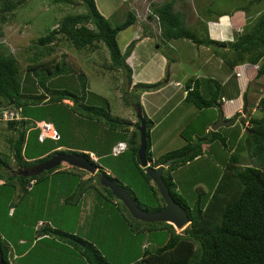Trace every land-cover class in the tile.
I'll return each mask as SVG.
<instances>
[{
  "label": "trees",
  "instance_id": "16d2710c",
  "mask_svg": "<svg viewBox=\"0 0 264 264\" xmlns=\"http://www.w3.org/2000/svg\"><path fill=\"white\" fill-rule=\"evenodd\" d=\"M172 1L174 0L163 1L154 7L152 5L157 17V35L162 42H165L164 39H173L180 36L188 37L195 42L203 41L205 44L217 41L209 37L206 25L203 24L201 26V21H198L197 23L199 24L196 25L201 31L196 28L187 29L184 25L182 28L175 29L174 24H177L178 19L183 17L178 12L172 10ZM258 1L260 0H246L243 3L240 0L235 7L243 12L246 21L244 20L240 31L234 33L231 39L227 41L218 40L219 42H224L228 48L230 55L223 57V59H226L230 68L236 62L259 63L255 72L252 73V78H255L254 82H257L256 88L262 86L264 83V80H256L260 76L261 78L262 76L264 77V60L261 59L264 54V8L256 17L252 18L254 21L249 25L248 22L250 20L248 18L250 16V4ZM80 2L83 7L82 11L64 14L60 19H57L58 24L56 27L47 28L44 33H40L30 40L29 47H35L36 52L32 53L33 57H29V60L33 62L27 68L35 78V83L42 88V92L40 93L27 92L25 94L22 91L21 85L23 84V80L16 57L0 41V101L2 100L5 102L4 104L18 108L21 115L20 118L0 119L4 120L7 126L15 127V136L7 137L6 141L9 145L13 162L17 165L15 169H4V167H8L7 155L6 153L5 156L0 155V180H2L0 182V194L6 195L5 204L7 203V205H4L6 212L9 207L13 206L12 211L10 213L7 212L11 216L16 215L18 207L15 204L24 196L26 198L27 195L33 196L38 202L37 206L33 205L31 207L35 213L29 219L30 225L23 229L24 234H28L29 236L26 235V238L22 236L24 239L19 236L16 241H12L13 251L10 249L11 245L0 233L1 259L6 264H12L9 261L10 257L14 258L16 264H37L40 256H43L44 253L43 249L42 253L38 250L36 251V247L39 245L38 242L43 243L44 239H49V236H53L59 239L61 243L72 245L76 252L82 256L84 264H113L102 249L98 248L92 241L69 231L67 228L52 225L41 216L42 211H46L45 205H42L45 198H47L48 204L50 202L58 204L59 208H63L65 214H67L65 209L75 205L79 199L82 200V196L90 191L93 193V199L92 205L88 210L92 214L95 211L99 212L102 205L106 203L114 205L115 215H118L122 220L127 218V216L130 217L141 230L146 229L151 231L159 228L165 229L167 232V237L164 241H160L159 244L154 246L143 243L141 254L123 264H264V94L257 92L258 96L256 95L257 103L255 106L260 111V115L249 116L247 119L249 125L241 124L242 126H240V128L244 127L247 132L244 137V145L247 149L246 157L248 161L241 162L243 156L240 155L239 148H243L244 145L243 147L238 146V142L235 141L236 150H229L226 159H223L222 171L212 191L204 201L197 197L191 206L186 203L184 194L180 190H177L176 184L173 181L172 171L181 164L201 154V142H212L217 139L225 147L227 145V136L216 128L204 130L207 123L201 124L198 135L194 128L195 126H193L195 119L188 120L180 131V134L182 133V136L186 138L185 134L187 135V133H185V129L187 126H191L190 134L197 136L196 142L191 144L189 141L152 158L149 139V128L151 127L152 120L147 117L138 100L133 102L135 110L140 112L145 123L144 154L146 160L150 161L152 166H155L168 157H174L168 165L162 168L161 176L169 193L174 200L185 208L190 220L180 231H175L169 222L143 221L132 217L121 200L116 198L110 189L99 181L100 175L104 174L116 182L119 187L127 191L136 204L141 207L135 194L138 189L134 190V188H138L137 181L139 176L143 179L147 188L150 189L153 201L155 202L152 207L146 209L154 210L163 205V200L154 183L139 164L136 154L139 133L136 128L131 131L128 140H126V148L116 154H111V147L116 141L123 140V138L115 137L116 139L113 141L109 140L105 145L102 144L103 154H111L121 160L122 166L121 168L118 167L122 176L120 179H124L126 182L117 180L118 177L111 175L110 172L100 166L97 163V159L94 161L89 158L87 152L91 150L87 147L76 146L63 149L59 147L61 143L57 142L51 146L46 144V146H43L44 149L35 155L29 154L25 156L29 159L24 158L23 154L30 136V129L35 131L33 138L40 145L44 144L46 139H52L46 137L39 140L37 138L38 128L35 126L34 121L41 120L42 118L36 116L39 112L34 111L35 108L49 102H59L67 105L61 101L63 98L72 100V105H68L67 108L63 105V107L58 109L55 108L54 111L68 113L66 115L74 118L77 125L83 123L84 125L87 124L86 126L89 128L91 127L89 120L94 119L95 121H100V123H103V125L113 131L126 130L124 121L109 114L106 108L107 104L94 105L84 103L86 78L83 77L82 72V74L76 73V75L78 74L79 82L78 93L64 87L62 89L53 88L48 85V79L56 76V73L63 72V65L59 66L58 62L47 64L38 62L40 57L52 51L53 45L51 42L59 40L61 38L59 37L60 34L66 38L68 43H72L74 47H77V49L86 45H94L97 41H101L107 50L109 58V63L107 61L104 63L107 64V67L109 64V66L111 65L115 68L127 69V79L125 82L126 86L130 84L133 72L124 61L128 55V49L124 52L120 51L116 41V33L118 30L133 23L135 14L131 10H127L125 17L121 21L111 24L107 17L98 10L94 0H80ZM20 3L21 0H0V36L2 34L1 25L7 18L16 13L14 10ZM231 12V10L228 12L226 10L217 11L216 16L230 14ZM148 19L153 18L148 14ZM142 29L143 32L144 29H147L146 24H142ZM147 32L148 34L150 33L149 30ZM129 47H131V44H129ZM166 56L168 55L166 54ZM61 62L63 63V61ZM202 78L200 80V77L187 76L183 83L185 92L183 99L200 109L211 106L220 107L224 103L220 100V97L225 95L221 89L223 85L210 77ZM137 82L144 84V87L148 89H156L160 86L159 80L154 82ZM200 82L204 84L205 93H202L199 88ZM138 83L135 82L134 85ZM132 88L135 89L134 86ZM46 93H48V96L43 100L42 96ZM121 97L124 101H127L125 95L122 94ZM242 97L245 101L244 93H242ZM235 114L238 118L239 113L236 112ZM83 118H85V122ZM242 120L244 119L240 117V123L244 122ZM234 121L235 119L228 123L227 126L231 125ZM28 122L29 124L31 123L29 126L26 125ZM138 123L139 120L137 118L134 121V127ZM60 139L61 134H58L54 140L59 141ZM57 152H78L83 154L95 165V170L92 172L95 175L93 181H90L91 176L83 178L79 171L69 170V167L58 168V165L40 171H23L26 166L28 167L32 163L44 160ZM99 155L101 154H97L96 157L98 158ZM77 169L81 171L85 170L78 167ZM56 176H58V190H55L54 186ZM66 176L69 178L64 179ZM15 185L19 188V192L17 193L19 199L10 200ZM25 200L27 202V199ZM108 211L107 209L105 212ZM24 218L25 215L23 214L22 219ZM142 224L144 226L139 227ZM128 225L131 226L130 223ZM28 227H30V230L27 229Z\"/></svg>",
  "mask_w": 264,
  "mask_h": 264
},
{
  "label": "rangeland",
  "instance_id": "374dc122",
  "mask_svg": "<svg viewBox=\"0 0 264 264\" xmlns=\"http://www.w3.org/2000/svg\"><path fill=\"white\" fill-rule=\"evenodd\" d=\"M94 1L98 10L107 17L111 24L121 21L125 17L127 10H131L135 14L134 22L118 30L116 33V41L120 51L124 52L128 49V55L125 57L124 61L134 73L130 84L126 86L125 82L127 79V69L115 68L114 66H109V64L107 67V64L104 63L105 61L109 63V58L107 50L101 41H97L94 45H86L77 49V47H74L72 43H68L66 38L62 37L63 35L60 34L59 37L61 38L59 40L57 39L51 42L53 45L52 51L40 57L38 62L42 64L58 62L59 66L63 65V72L56 73V76L48 79V85L53 88L62 89L64 87L78 93L79 82L78 74L76 75V73L82 72L83 74H81L86 78L84 103L94 105L107 104L106 108L109 114L124 121L126 130L113 131L112 129H108L103 123H100V121H95L94 119L89 120L91 126L89 128H87V124L84 125L80 123V125H77L74 118L66 115L68 113L54 111L55 108L58 109L63 107V105L66 108L68 105H72V100L63 98L61 101L65 102L67 105L59 102H49L41 107H36L34 110L39 112L36 116H40L42 118L41 120L48 121L52 124L57 134H61V139L59 141L46 139L45 143L40 145L33 138L35 136V131L30 129V136L23 154L24 158L29 159L25 156L29 154L35 155L43 150V146H46V144L51 146L57 142L61 143L59 147L63 149L76 146L87 147L91 150L93 155L97 156V154H101L98 158L96 157L97 163L100 166L110 172L111 175L118 177L117 180L126 182V180L120 179L122 178L119 169L122 166L121 160L111 154H103L102 144L105 145L109 140L113 141L116 139L115 137H119L123 138L122 141L125 142L126 148V140H128L131 131L136 128L134 127V121L137 120L136 110L133 104L134 101L138 100L140 102V98L143 97V100L145 99L144 106H148L150 111L152 110V102H154V100L150 99L152 97L156 98L157 93L148 91L152 89L144 87V84H139L137 81L141 82V78L143 79V77L151 78L150 76L158 74L159 79L157 80L160 81L159 84H164L162 91L167 93L174 91L173 97H167L169 100H167V98L163 101L160 100L161 108L156 112L153 118L159 120L157 130H163L162 127L166 124L167 126H173V129L181 128V131L184 126L183 120L179 121V118L182 116H191V112L184 110L182 104L177 101V98L182 92V88L177 89V86L174 85L173 82L178 80V83H183L187 76L191 75L200 76V80L203 79L202 77H210L223 84L221 89L222 92L226 94L225 96L231 95L236 101L238 100L237 94L242 91L245 95L246 103L241 106V110L238 111L239 117L236 118L231 125L227 126V124H221L216 128L227 136V145L225 147L217 139L212 142H201L200 140L202 153L189 163L187 161L176 167L172 173V176L176 180L177 187L180 192L184 194L185 201L188 205H193L197 197L204 201L207 195L212 191L222 171L223 159H226L228 151L236 150V142H238V146L241 147H243L245 143L244 137L247 132L244 127L240 128V126L245 124L249 125V122H245L249 116L260 115V111L255 105L257 103V92L261 93L263 89L261 86L256 88L257 82H254L255 78L251 76L252 73L255 72V69H257L259 63L257 62L254 65L249 62L234 63L238 66L236 69H238L242 75V80H235L238 76L233 74L232 67L230 68L226 59H223V57L230 55L228 48L225 46L224 42L218 41H227L231 39L234 33L240 31V27L244 20L246 21L243 12L235 7L240 0L172 1V10L178 12L183 17L178 19L177 24H174L175 29L182 28L184 25L187 29L196 28L199 30L198 27H196V25L199 24L197 22L201 21V26L205 24L207 27L208 19L211 20L208 22V28L212 27L211 24L217 26L218 31L214 30L215 32L213 33L206 28L208 29L207 34L209 37L219 38L216 39L217 41L215 43L210 44H205L203 41L195 42L184 36L164 39L165 42H162V40L158 38L157 17L156 13L153 11L152 5L153 7L158 6V4L167 0ZM242 2L244 3L246 0H242ZM249 7L250 16L248 19L250 22H248V25L253 23L254 19L252 18L256 17L264 8V0L252 3ZM82 10L83 7L80 0H63V2L62 0H21V3L14 10L16 13L11 15L10 18H7L1 25L2 34L0 36V41L16 57L24 84H22L21 87L25 94H27V92H42V88L35 83V78L30 74L27 68L28 65L33 62L29 60V57H33L32 53L36 50L35 47H29L30 40L36 35L44 33L47 28L56 27L58 24L57 19H60L64 14L77 13ZM221 10H226V12L231 10L232 12L230 14L227 13L216 16V12ZM148 14L151 15L153 19H148ZM214 19L216 20L213 21ZM142 24H146L147 26V29H144L145 33L143 32ZM220 29H223L222 34H220L222 31ZM148 30L150 31L149 34L147 32ZM129 44H131V47H129ZM166 54L168 56H166ZM261 59L264 60V54ZM147 60L151 63L156 62L153 69H148V66L146 67L145 64L141 66L143 62ZM61 61H63V63ZM158 67L161 70H158ZM166 76L167 79L163 81ZM256 80L262 81L264 77L262 76L261 78L260 76ZM135 82L138 83L140 87H135L136 89H133L132 87ZM201 84V91L204 92L203 82ZM122 94L126 96L127 101L123 100L121 97ZM47 96L48 93L43 95L42 99L45 100ZM242 98L243 97H241V99ZM148 99L150 100L149 102H147ZM4 103V101H0V109H11V111L15 109L19 112L18 108ZM40 105H42V103H40ZM187 105L191 107V111L196 112L199 109L191 102H189V104L187 103ZM242 108H244L245 111H242ZM204 113L207 115V113H209V108H203L201 114ZM203 116L193 123L198 135L200 133V125ZM17 117H21L20 112L17 114ZM240 117L244 119L242 120L244 121L243 123H240ZM83 121H86L85 118H83ZM30 124L28 122L26 125L29 126ZM14 129L15 127H9L4 120H0V155L5 156L6 153V159L8 160V167H4V169H15L17 167L15 162H13L11 151L6 141L7 137L15 136L16 131ZM157 130L154 131V134L156 140L158 139L163 148H176L189 141L193 144L197 139V136L190 134L191 126H187L185 129V133H187V135L184 133L186 138H184L182 133L180 134V131L177 129H175V136L169 139L162 135L161 131ZM238 131L239 133H237ZM239 153L243 156L241 162L244 163L248 161L245 145L243 148H239ZM66 167H69V170L79 171L83 178L91 176L92 178L90 181H93L95 177L92 172L90 173L87 170L81 171L77 169V166L72 167V165H69L67 162L62 161L58 164V168ZM26 168L30 169L28 167ZM67 176L64 177V179H68L69 177ZM54 180L55 190H58V176H56ZM1 181L2 180H0V182ZM137 185L138 188H134V190L136 191L138 189L135 194L141 208L146 209L152 207L155 203L153 201V195L150 189L147 188L143 179L139 176ZM18 190L19 188L15 185L10 200L19 199V196H17ZM25 199H27V202ZM92 199L93 193L90 191L86 192L82 196V200L79 199L75 205L65 209L67 212V214H65L63 208H59L58 204L52 202L48 204V200L45 198L42 205H45L44 208H46V211H42L41 216L52 225L67 228L69 231L75 232L83 238L92 241L98 248L102 249L113 264L126 263L141 254L143 243L154 246L159 244L160 241H164L167 237L165 229L156 228L151 231L146 229L141 230L130 217L127 216V218L122 220L118 215H115L114 205L104 203L99 212L95 211V214H92V212L88 210L92 205ZM5 200L6 195L0 194V233L8 241L9 245H11L10 249L13 251L12 241H16L19 236L20 238H26V235L29 236L28 234H24L23 229L30 225L29 219L35 213L31 207L33 205L37 206L38 202L33 196L27 195V198L24 196L15 204V206L18 207L16 215L11 216L7 214V212L10 213L13 206L9 207L6 212L4 209V205H7V203L5 204ZM107 209L109 211L105 212ZM23 214L25 215L24 219H22ZM128 223H130L131 226H129ZM141 226H144V224L139 227ZM172 227L175 231H180V229L175 228L173 225ZM29 228L30 227L27 229L30 230ZM49 237V239H44L43 243L38 242L39 245H37L36 251L38 250L42 253L43 249L44 253L43 256H40L37 264L85 263L82 256L76 252L72 245L69 243H61L59 239L53 236ZM9 261L12 264H16L13 257H10Z\"/></svg>",
  "mask_w": 264,
  "mask_h": 264
},
{
  "label": "water",
  "instance_id": "95a60500",
  "mask_svg": "<svg viewBox=\"0 0 264 264\" xmlns=\"http://www.w3.org/2000/svg\"><path fill=\"white\" fill-rule=\"evenodd\" d=\"M167 79V76L164 80ZM140 87L139 85H135ZM245 104V103H244ZM244 111V108L242 109ZM136 117L139 120L138 125L136 126L139 137L138 145L136 149L137 158L139 160L140 166L143 167V170L149 176L150 180L154 183L159 195L163 200V205L154 210H147L139 207L135 200L130 196V194L118 186L116 182L112 179L106 177L104 174H101L99 181L102 185L107 186L111 193L121 200L123 205L127 208L128 212L132 217L141 219L143 221H165L171 223L175 228L181 229L189 223V218L186 213L185 208L178 203L169 193L166 184L164 183L161 170L163 167L168 165V163L174 159V157H168L159 163L156 167H153L148 160L145 158V123L144 119L141 116L140 112L136 110ZM235 116L223 119L222 114L219 112L218 118L214 121L210 128L214 129L215 127L221 124H228ZM180 156V155H178ZM67 162L72 166H77L78 168L85 169L89 172L95 170V165L92 164L83 154L78 152H57L49 156L48 158L34 163V168L36 171L43 169H48L53 166H56L60 162ZM0 264H6L0 257Z\"/></svg>",
  "mask_w": 264,
  "mask_h": 264
},
{
  "label": "crops",
  "instance_id": "0c3cea01",
  "mask_svg": "<svg viewBox=\"0 0 264 264\" xmlns=\"http://www.w3.org/2000/svg\"><path fill=\"white\" fill-rule=\"evenodd\" d=\"M208 21V20H207ZM211 21V20H210ZM213 21H215V20H213ZM219 24H222V23H219ZM208 25V24H207ZM211 26L212 27H210V28H208L209 30H210V32L211 33H213V32H215V31H218V28H217V26L216 25H213V24H211ZM207 29V30H208ZM215 30V31H214ZM220 30H222L221 31V33L220 34H222V32H223V29H220ZM218 37V36H217ZM213 38H215V37H213ZM217 39H219V38H217ZM156 62H153V63H151L149 60H147L146 62L144 61L143 62V64L141 65V66H143L144 64H145V66L147 67L148 66V69H153L154 67H155V64ZM158 70H161L159 67H158ZM134 74V73H133ZM192 76V75H191ZM194 77H200V76H196V75H193ZM151 78H146V77H143V79L141 78V82H150V81H154V80H157V79H159L158 77V74H156L155 76H150ZM234 78V77H233ZM242 78V75L240 74L239 76H238V78L237 79H235V80H238V79H241ZM242 80V79H241ZM176 81H178V80H175L173 83H174V85H176L177 87V89H179V88H182V92L180 93V96L177 98V101L179 102V103H181L182 104V106H183V109L184 110H186V111H190L191 112V116H182V117H180L179 118V121L180 120H183V126L185 125V123L189 120H192V119H195V120H197V119H199V118H201L203 115V119H202V121H201V124H206L207 123V125L205 126V128H204V130H207V129H211L210 128V125L214 122V121H216L217 120V118H218V114H219V112L221 111L222 112V117H223V119H226V118H228V117H232L233 115L235 116L236 114V112H238L239 110H241V106L244 104V103H246V101H244V99L242 98L241 99V95H242V91H240V93L239 94H237L238 95V100L236 101V99H234L233 98V96H231V95H228V96H225L224 95V97H227V98H231L232 100H231V102H224V103H222L221 105H220V107H217V106H211V107H209V113H207V115H206V113H204V114H201V111H202V109H198L196 112L195 111H191V107H189V105H187V103L189 104V102L188 101H185L184 99H183V95L185 94V92H184V88H183V83H178V84H175V82ZM200 83H202V82H200ZM225 84V83H224ZM138 85V84H137ZM201 85L202 84H200V87H201ZM221 85H223V84H221ZM134 86V88L135 87H138V86H135V85H133ZM181 86V87H180ZM163 87H164V84L163 85H160L159 87H157L156 89H152V90H148V91H150V92H153V93H157L156 94V98H154V97H152L150 100H154V102H152V110L150 111V108L148 107V106H144V104H145V99L143 100V97L142 98H140V103H141V106H142V108H143V110H144V112H145V114L147 115V117H149L151 120H152V124H151V127L149 128V139H150V151H151V153H152V158H154V157H156L157 155H159L160 153H162V152H164V151H167V150H169L168 148H163L162 147V145H160V142L158 141V139L156 140V136H155V134H154V131H156L157 130V127H158V125H159V120H155L154 118H153V116L156 114V112L161 108V102H160V100L161 101H163L164 99H166L167 97L168 98H171V97H173L174 96V91L173 92H169V93H167V92H163L162 91V89H163ZM199 87V88H200ZM136 89V88H135ZM200 90H201V88H200ZM135 91V90H134ZM202 93H205V91L204 92H202ZM167 98V100H169ZM147 99V98H146ZM149 99H148V101L147 102H149L150 101ZM228 105H230V106H228ZM223 108V109H222ZM220 112V113H221ZM193 117V118H192ZM236 117V116H235ZM237 118V117H236ZM236 118H234V119H236ZM160 119V118H159ZM233 119V120H234ZM245 122H248L247 120H245ZM246 125V124H245ZM182 126V127H183ZM201 126V125H200ZM215 128H217V127H215ZM162 129L163 130H161V129H158L157 131H161V133H162V135H164V136H166V138L167 139H169V138H171V137H173V136H175V129H177L178 131H180V129L181 128H174L173 129V126H167L166 124L162 127ZM174 131V132H173ZM168 135H169V137H168ZM162 149V150H161ZM172 149V148H171ZM199 156V155H198ZM198 156H196V157H194L193 159H191V160H189L188 161V163L190 162V161H192V160H194L195 158H197ZM156 166V165H155ZM174 172V170L172 171V173ZM173 181L175 182V184H176V188H177V190H179V188L177 187V183H176V180L174 179V177H173Z\"/></svg>",
  "mask_w": 264,
  "mask_h": 264
},
{
  "label": "built area",
  "instance_id": "2783aa9c",
  "mask_svg": "<svg viewBox=\"0 0 264 264\" xmlns=\"http://www.w3.org/2000/svg\"><path fill=\"white\" fill-rule=\"evenodd\" d=\"M233 73L235 76L239 75V71L236 69V67L233 69ZM175 83H178L177 81ZM261 88L263 89V92H261V94H264V83L261 86ZM220 100L222 102H231V98H226L224 96L220 97ZM19 112H17L15 109L14 111H11V109L8 110H0V119H6V118H18L17 114ZM35 125L38 128V133H37V138L39 140H42L45 136H49L53 139L57 138L58 134L55 131L54 128H52V126L50 125V123L46 122V121H37L35 123ZM51 131L50 134H48V132ZM124 143L123 142H117L115 145H113L111 147V154H116L118 152H120L123 148H124ZM89 156L93 159L96 160V156H94L92 153L89 152Z\"/></svg>",
  "mask_w": 264,
  "mask_h": 264
},
{
  "label": "clouds",
  "instance_id": "9594fccd",
  "mask_svg": "<svg viewBox=\"0 0 264 264\" xmlns=\"http://www.w3.org/2000/svg\"><path fill=\"white\" fill-rule=\"evenodd\" d=\"M222 15H223V14H222ZM214 20H216V19H214ZM209 21H210V20L208 19L207 24H208ZM206 28H208V25H207ZM211 38H213V37H211ZM214 39H217V38H214ZM249 63H250V62H249ZM250 64L254 65L255 63H250ZM234 67L237 68L238 66L235 64V65L232 67V71H233ZM237 70H238V69H237ZM252 71H253V70H252ZM253 73H254V72H253ZM233 74H234V73H233ZM239 75H240V73H239ZM239 75H238V76H239ZM251 76H252V75H251ZM226 98H227V97H226ZM231 100H232V99H231ZM242 109H243V108H242ZM244 111H245V110H244ZM38 121H44V120H38ZM36 122H37V120L34 121V124H35ZM46 122H48V121H46ZM48 123H50V122H48ZM50 125L52 126L51 123H50ZM35 126H36V125H35ZM36 127H37V126H36ZM52 128H53V127H52ZM46 137L51 138V137H49V136H45L44 138H46ZM52 139H53V138H52ZM117 142H123V141H122V140L116 141L113 145H115ZM123 143H124V145H125V142H123ZM113 145H112V146H113ZM124 148H125V146H124ZM124 148H123V149H124ZM123 149H122V150H123ZM122 150H121V151H122ZM110 151H111V150H110ZM89 152L91 153V151H88V154H89ZM88 156H89V155H88ZM94 156H95V155H94ZM89 158H91V157L89 156ZM91 159H92V158H91ZM96 159H97V158H96ZM92 160H93V159H92ZM94 161H96V160H94ZM156 166H157V165H156ZM156 166H153V167H156Z\"/></svg>",
  "mask_w": 264,
  "mask_h": 264
},
{
  "label": "flooded vegetation",
  "instance_id": "af4514ba",
  "mask_svg": "<svg viewBox=\"0 0 264 264\" xmlns=\"http://www.w3.org/2000/svg\"><path fill=\"white\" fill-rule=\"evenodd\" d=\"M61 163V162H60ZM59 164V163H58ZM57 164V165H58ZM70 165V164H69ZM27 167V166H26ZM28 168H30V169H27V168H25V170H23L24 172H26V171H30V172H34V171H36V169L34 168V163H32V164H30L29 166H28Z\"/></svg>",
  "mask_w": 264,
  "mask_h": 264
},
{
  "label": "bare ground",
  "instance_id": "6f19581e",
  "mask_svg": "<svg viewBox=\"0 0 264 264\" xmlns=\"http://www.w3.org/2000/svg\"><path fill=\"white\" fill-rule=\"evenodd\" d=\"M50 133H51V131L48 132V134H50Z\"/></svg>",
  "mask_w": 264,
  "mask_h": 264
}]
</instances>
